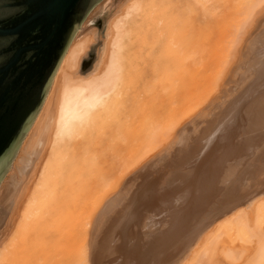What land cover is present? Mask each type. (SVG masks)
<instances>
[{
	"label": "bare ground",
	"instance_id": "obj_1",
	"mask_svg": "<svg viewBox=\"0 0 264 264\" xmlns=\"http://www.w3.org/2000/svg\"><path fill=\"white\" fill-rule=\"evenodd\" d=\"M168 10L171 18L163 20L162 13ZM217 11L223 12L224 26L217 51L211 58L192 50L193 46L187 42L186 33L189 35L190 29L186 30V23L194 28L196 24L214 19ZM98 12L108 25L102 53L99 51L96 58L90 52L96 35L82 36L80 31L75 32L42 105L15 153V161L4 172L14 170L0 189V264H26L24 237L19 236L12 243V250L10 244L2 246L3 237L10 227L14 229L12 225L16 226L19 217L23 216L22 232L32 219L42 216V210L52 213L58 196H70L72 191L83 188H89L91 196L87 200L91 198L92 202L89 204L91 219L84 230L87 243L93 219L109 194L121 186L128 171L158 150L182 119L218 90L241 43L248 39L249 30L262 20L264 0H115L107 2ZM150 35L159 39L166 37L161 42L162 51L157 49L158 54L155 47L148 48L152 44ZM254 47L252 43L247 51ZM252 69L256 78L264 80V58ZM230 103L231 100L228 105ZM234 103L231 117L240 112L237 110L240 106ZM258 109L259 116L264 118V99ZM230 110L225 112L228 114ZM213 145H208L196 161L198 169L208 179L214 171L210 173V165L203 166L202 160ZM162 187L161 191L157 189L161 195L157 193L159 196L155 197V193L154 204L149 198L153 194H146L147 204L142 201L146 205L142 214L152 210L150 223L155 220L154 213L157 217V212L163 213L168 204L167 212L170 209L172 212L160 216L159 227L152 236L146 233L144 238L148 236L146 241L150 243L135 255V244L139 242L134 244L130 237L124 239L120 228L113 238L115 245L109 243L113 248L107 246L108 253L101 264H167L175 241L197 222L203 232L200 231L197 244L179 264H223L225 255L234 256L237 264H264V187L259 189L249 208L243 202L233 204L219 212L212 225L202 222L205 219L199 210V204L204 205L206 198L200 196L204 198L202 203L198 200L201 194L209 199L210 195L199 187H190L180 191L182 193H173L174 188L168 187V183ZM177 208L179 216L174 214L173 209ZM182 210L184 212L180 213ZM181 246H176L175 250ZM84 255V262L77 264H90L87 247Z\"/></svg>",
	"mask_w": 264,
	"mask_h": 264
},
{
	"label": "rangeland",
	"instance_id": "obj_2",
	"mask_svg": "<svg viewBox=\"0 0 264 264\" xmlns=\"http://www.w3.org/2000/svg\"><path fill=\"white\" fill-rule=\"evenodd\" d=\"M111 1L99 0L88 12L81 26L76 31V33L78 31L81 34L83 33L82 36L96 35L97 38L95 37L96 40L90 50L92 55L97 56L96 58H98V54L100 55L99 51H103V46L105 45L104 34L108 30V25L104 22L102 15H100V12L97 14L96 11ZM115 3L117 4V2ZM169 11L166 14L162 13L163 20H170L171 12L169 14ZM168 14L169 17H166ZM223 24L224 16L222 11H217L215 18H211V21H205L201 25L196 24L194 28H191L189 23H186V30L187 28L190 29L189 35L188 32L186 33L187 42L193 46L192 50L212 58L217 51V41L222 35L221 27L224 26ZM253 27L252 31L249 30L250 35L249 33L247 34L248 39L245 36L246 40L241 43L239 52L232 60L231 67H229L222 82H220L221 85L218 90L211 93L206 103L198 104L201 106L198 107L197 105L196 110V107H194V110L190 109L192 113L190 112L191 114L189 113L188 117L183 118L180 124L168 134L167 138L165 137L166 139L160 143L158 150L150 153L130 169L121 186L109 194L93 219L91 228L89 227L87 243L85 242L84 230L88 227V220L91 219L89 204H92V202L91 198L90 201L87 200L91 194L89 188H83L80 191H72L70 196H58L53 202V212L47 213L42 210L41 217L39 216L36 220L31 217L29 220H32L22 232L20 223L23 216H17L16 218L19 217V223L17 222L16 226L12 225L14 229L10 227V233L8 232L3 237L2 246L10 244L9 249L12 250V243L19 236L24 237L23 249L26 254V259H24L26 264H28V261H31V263L39 262L40 264H77L78 261L84 262V251L87 247L88 263L101 264L104 255L108 253L109 243L115 245L116 239L113 238L114 236L117 237V232L121 228V235L124 239L130 237L133 238L131 240L134 244L136 241L139 242L135 244L136 247L133 251L136 255L142 246L150 243L146 239L157 231L160 216L167 214L171 210L167 212L169 209L168 204L163 213L157 212V217H155V212L153 223H150L152 218L149 217L151 216V209L142 214L144 207H146L145 204L149 201H145L148 198L147 195L153 194L149 198L152 200L151 203L154 204L155 197H158V194L161 195L159 188L162 189L165 183H168V187L174 188L173 193L184 192L190 187H199L200 191H204L208 196L210 195V199L203 194L198 197V200L200 199L199 203H202L201 200L206 198L204 205L199 204L201 209H198L202 212V216L205 219L202 222L207 223V225H212L216 215L233 204L243 202L246 205L245 207L249 208L248 205L258 196L259 189L264 187V171L262 170L264 169V136L262 135L264 132V118L260 117L257 112V110L259 111L258 106L264 99V80L261 77L256 78L257 75L251 72L253 65L257 64L258 60L262 62L264 58V16L262 20L259 19L255 22ZM97 29L98 31L95 32ZM255 38L257 39L255 40ZM149 39H151L152 43L150 44L147 41L148 45H151L148 46L150 50L155 47L156 50L162 51L163 43L161 42L166 39L165 36L159 39L155 38L154 35H150ZM156 39L159 40L156 41ZM159 43L161 45L158 46ZM252 43L255 44V47L247 51ZM153 44L157 45L158 48ZM155 49L154 51H156ZM144 51L147 52L148 49ZM157 51V54L161 52ZM247 52L250 53L245 56ZM235 99L236 102L234 101ZM230 100L231 103L228 105ZM233 103L237 104L238 107L240 106L237 109L240 112L231 117L230 114L233 112V106L231 107V105ZM228 109L231 110L227 114L225 111ZM220 116L224 117L217 121ZM215 127H218V129L215 130ZM210 143H214L211 152L209 151L210 153L208 152V155L202 160L203 166L210 165V173L214 171L208 179L198 169L196 161L198 162L197 159L202 151L208 145H212ZM240 152L242 154L238 155ZM16 154L9 164L10 167L15 161ZM234 154H237L238 157ZM232 158L234 159L232 160ZM12 172L10 170L3 175L0 181V189L7 178H10ZM197 183L200 184L198 185ZM155 193L157 196H155ZM144 196L147 197L145 198ZM168 196L169 199H172L170 195ZM200 196L204 198L202 199ZM188 199H190V195ZM188 199L187 201H189ZM178 200H180L179 197ZM24 205H28V202L26 201ZM193 207L191 206L190 208ZM173 210L174 214L179 216L178 208ZM184 210H186V207ZM184 210L180 211V213L184 212ZM143 215L146 217L142 218ZM134 216H136L135 219L131 220ZM192 219L194 220V218ZM195 220L199 219L196 218ZM191 223H194V221ZM198 223H194L193 226L190 225L188 228L190 231L186 229L185 232H182L183 235L175 241L171 247L172 253H169L167 258V264H179V262L185 260L203 232L200 230L201 226ZM194 229H197V231ZM75 232L78 233L75 234ZM72 233L76 236L74 234L72 236ZM146 233L148 236L145 239ZM141 234L142 237H140ZM111 238L113 239L112 241ZM85 243L87 245L84 249ZM112 245H110L109 249L113 248ZM178 245L182 246L175 250ZM48 252L50 255L46 257L45 254ZM235 260L234 256L227 257L225 255L226 263L223 264H237Z\"/></svg>",
	"mask_w": 264,
	"mask_h": 264
},
{
	"label": "water",
	"instance_id": "obj_3",
	"mask_svg": "<svg viewBox=\"0 0 264 264\" xmlns=\"http://www.w3.org/2000/svg\"><path fill=\"white\" fill-rule=\"evenodd\" d=\"M99 0H0V180Z\"/></svg>",
	"mask_w": 264,
	"mask_h": 264
},
{
	"label": "snow or ice",
	"instance_id": "obj_4",
	"mask_svg": "<svg viewBox=\"0 0 264 264\" xmlns=\"http://www.w3.org/2000/svg\"><path fill=\"white\" fill-rule=\"evenodd\" d=\"M3 47V43L2 42H0V48H2Z\"/></svg>",
	"mask_w": 264,
	"mask_h": 264
}]
</instances>
